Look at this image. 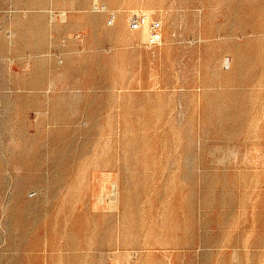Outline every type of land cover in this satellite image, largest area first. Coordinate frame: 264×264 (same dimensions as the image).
<instances>
[{
  "label": "rangeland",
  "instance_id": "obj_1",
  "mask_svg": "<svg viewBox=\"0 0 264 264\" xmlns=\"http://www.w3.org/2000/svg\"><path fill=\"white\" fill-rule=\"evenodd\" d=\"M0 264H264V0H0Z\"/></svg>",
  "mask_w": 264,
  "mask_h": 264
},
{
  "label": "bare ground",
  "instance_id": "obj_2",
  "mask_svg": "<svg viewBox=\"0 0 264 264\" xmlns=\"http://www.w3.org/2000/svg\"><path fill=\"white\" fill-rule=\"evenodd\" d=\"M61 12H62V11H61ZM61 12H60V13H61ZM62 13H63V12H62ZM66 17H67V16H66Z\"/></svg>",
  "mask_w": 264,
  "mask_h": 264
}]
</instances>
